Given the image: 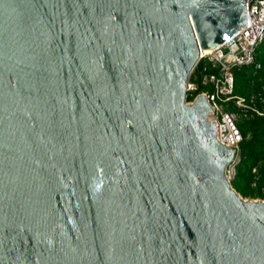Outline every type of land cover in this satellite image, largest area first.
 <instances>
[{
  "label": "water",
  "instance_id": "obj_1",
  "mask_svg": "<svg viewBox=\"0 0 264 264\" xmlns=\"http://www.w3.org/2000/svg\"><path fill=\"white\" fill-rule=\"evenodd\" d=\"M246 0H0V264H264L204 51Z\"/></svg>",
  "mask_w": 264,
  "mask_h": 264
},
{
  "label": "built area",
  "instance_id": "obj_2",
  "mask_svg": "<svg viewBox=\"0 0 264 264\" xmlns=\"http://www.w3.org/2000/svg\"><path fill=\"white\" fill-rule=\"evenodd\" d=\"M246 8L248 25L231 37L225 34L223 44L211 53H202L199 64L203 62L204 66L198 73L194 70L187 83L188 97L193 96L195 100L199 96H205L211 104L214 114L210 119L212 123H216L218 141L236 152L227 169L230 182L235 178L236 166L241 159L240 144L243 135L238 125L239 115L227 111V106L233 103L243 113L253 111L264 115L255 106L256 96L248 100L234 94L236 68H262V64L257 61V52L264 41V0H246ZM200 88L203 90L199 91ZM258 97L264 100L262 95ZM194 100L189 103L192 104ZM253 172L257 173V170L254 169Z\"/></svg>",
  "mask_w": 264,
  "mask_h": 264
},
{
  "label": "trees",
  "instance_id": "obj_3",
  "mask_svg": "<svg viewBox=\"0 0 264 264\" xmlns=\"http://www.w3.org/2000/svg\"><path fill=\"white\" fill-rule=\"evenodd\" d=\"M257 61L262 64L260 70L255 66L234 70V94L248 100L256 96L255 106L264 114V100L258 97L262 95L264 98V41L258 49ZM203 66L204 63L201 62L195 72H200ZM202 90L203 88H200L199 91ZM193 100V96L188 97V102ZM226 110L239 115L238 125L243 135L240 144L241 159L236 166V175L231 182L232 187L245 199L264 200V115H258L253 111L243 113L233 103H230ZM254 169L257 173L253 172Z\"/></svg>",
  "mask_w": 264,
  "mask_h": 264
},
{
  "label": "bare ground",
  "instance_id": "obj_4",
  "mask_svg": "<svg viewBox=\"0 0 264 264\" xmlns=\"http://www.w3.org/2000/svg\"><path fill=\"white\" fill-rule=\"evenodd\" d=\"M212 51H213V50H211V51H209V52H205V53H204V51H203L202 53H203V55H204V54H209V53H211ZM189 105H191V104H189ZM211 115H212V114H210V115L208 116V120H209V122H211V119H210V118H211Z\"/></svg>",
  "mask_w": 264,
  "mask_h": 264
},
{
  "label": "rangeland",
  "instance_id": "obj_5",
  "mask_svg": "<svg viewBox=\"0 0 264 264\" xmlns=\"http://www.w3.org/2000/svg\"><path fill=\"white\" fill-rule=\"evenodd\" d=\"M240 120V119H239ZM248 200H261V199H251V198H248Z\"/></svg>",
  "mask_w": 264,
  "mask_h": 264
}]
</instances>
